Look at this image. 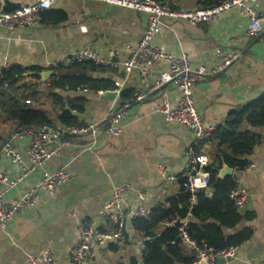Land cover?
I'll return each mask as SVG.
<instances>
[{
    "label": "crops",
    "instance_id": "crops-1",
    "mask_svg": "<svg viewBox=\"0 0 264 264\" xmlns=\"http://www.w3.org/2000/svg\"><path fill=\"white\" fill-rule=\"evenodd\" d=\"M208 1L164 0L163 3L174 11H193L205 8ZM29 3V0H0V8L12 10ZM246 5L264 13V0H247ZM53 12L63 13L65 20L49 21ZM147 24L148 16L142 13L93 0H59L53 8L36 16L27 29H0V70L17 67L25 71L14 84L0 86V173H7L9 179L22 177L24 169L30 166L26 158L30 138L16 136L11 140L22 130L7 118L13 104L40 107L53 125L55 117L61 114L53 106L56 94L63 101L72 97L84 100L83 113L77 116L79 121L91 119L103 123L109 110L126 107L121 120L124 128L118 137L100 135L89 150H85L89 140H71L69 146L4 195V203L13 204L38 183L42 173L67 166L69 182L66 185L54 194L42 193L33 207L17 213L0 231V264H28V256L45 254L50 256V264H68L79 222L114 235L116 229L102 215V209L117 186L130 184L144 191V205L150 211L166 207L167 201L179 194V184L165 182L157 167L163 166L169 175L179 176L189 164L187 149L191 139L186 129L167 123L158 113L164 100L170 106L176 105L180 92L174 85H167L142 102L132 98L134 93L152 88L160 73L167 70V62L151 67L145 77L137 71L127 73L121 68L90 74L101 82L99 85L108 83L111 88L107 90H118V94H99L105 90L87 88L67 92L54 88L51 83L54 76L85 75L86 72L79 70L57 69L83 50L90 49L105 61L123 63ZM247 26V16L231 8L209 23L193 26L164 18L153 38V44L164 54L186 56L191 68L214 69L218 48L238 55L226 71L192 88L193 106L203 125L212 130L202 143L201 151L207 155L209 168L215 172L225 165L221 154L225 149L217 147L212 135L224 128L232 113L241 111L264 94V32L257 37L248 36ZM53 63L58 66L51 68ZM243 130L256 134L259 144L246 157L247 165L243 170L228 168L236 174L232 177L248 199L244 208L247 211L243 213L248 217L235 232L250 230L251 238L237 247L233 259L225 264H264V127L252 129L245 125ZM9 141L15 153L24 157L22 163H12L1 154L2 145ZM210 192L212 194V188ZM139 205L134 194L125 197L123 207L126 209L134 210ZM132 220L131 217L124 220L119 237L95 247L88 264H142L146 239L133 230ZM186 221L188 223V219ZM176 222L177 219L163 222L152 232L159 235ZM180 249L184 257L193 259L191 264H199L192 247L182 240Z\"/></svg>",
    "mask_w": 264,
    "mask_h": 264
},
{
    "label": "built area",
    "instance_id": "built-area-1",
    "mask_svg": "<svg viewBox=\"0 0 264 264\" xmlns=\"http://www.w3.org/2000/svg\"><path fill=\"white\" fill-rule=\"evenodd\" d=\"M30 3L21 5L13 11H4L0 8V29L7 31L23 30L32 26L36 16L40 13L53 8L59 0H29ZM103 4L142 13L148 16L146 29L140 35L135 47L129 50V57L123 63L102 60L92 50H83L69 57L65 66H71L75 63H92L98 67L107 70H116L121 68L125 72L137 71L142 77L149 74L151 67L157 66L160 62H167L168 68L160 73L151 89L134 93L132 98L135 102L144 101L154 91L163 89L167 85H174L180 92V98L176 105L170 106L164 100L158 109L164 120L170 124H177L186 129L191 141L187 149L189 158L188 167L179 176H171L166 168L158 166L161 177L167 183H177L180 189L189 194L191 205L196 203V195L199 192L206 197H211L209 183L208 157L201 151L202 143L209 137L211 129L206 128L195 110L192 101V88L195 84L206 80L208 77H214L228 68L237 60V54L221 48L216 49L217 65L214 69L207 70L204 67L191 68L186 56L172 57L164 54L154 44L153 38L158 33L162 19H172L183 21L189 25L206 24L223 12L237 8L248 18L246 34L257 37L264 32V13L250 8L246 5L247 0H222L217 5L210 8H199L193 11H174L166 4L155 0H93ZM58 65L53 63L51 68ZM114 93L118 90H105L99 94ZM125 106L118 107L115 110H109L106 118L101 122H95L91 119L78 121L75 125H69L60 129L35 126L22 129L16 136H28L29 145L26 150V158L30 166L24 169L22 177L9 179L7 173H0V231L4 230L13 217L24 209L35 205L42 193L54 194L69 182L67 166H61L52 173L44 172L41 174L38 183L21 196L13 204H6L3 197L6 193L14 189L17 184L33 172L37 167H41L54 154L62 148L69 146L71 140H89L85 150H89L95 140L103 134L111 137H118L124 126L121 123L125 116ZM11 141L6 142L1 147V154L6 156L12 163H22L24 157L15 153ZM83 146L80 147L82 150ZM134 194L140 205L134 210H128L123 207L125 197ZM229 198L233 202L237 211H242L247 205L246 193L239 188L236 181V188L230 193ZM146 193L130 184H123L115 187L111 192V198L103 206L102 215L109 220L116 229V233H102L87 223L78 224L77 238L75 245L69 252L68 264H88L92 250L106 242H110L120 236L123 229L124 220L127 217L149 219L150 210L145 207ZM180 225L179 231L184 243L192 247L196 262L199 264H218L219 260L224 264L233 259L236 248H230L226 251L214 252L212 248L206 246H196L194 242L188 239L186 234V219L177 221ZM28 264H50L49 255L28 256Z\"/></svg>",
    "mask_w": 264,
    "mask_h": 264
},
{
    "label": "trees",
    "instance_id": "trees-1",
    "mask_svg": "<svg viewBox=\"0 0 264 264\" xmlns=\"http://www.w3.org/2000/svg\"><path fill=\"white\" fill-rule=\"evenodd\" d=\"M155 1L163 3L164 0ZM220 1L222 0H209L205 8L213 7ZM50 15L51 22L59 23L65 20V15L61 12H53ZM57 69L86 72L85 75L51 77L53 87L58 90L76 92L79 88H87L91 91L111 88L108 83L99 85L100 81L90 77V74L105 70L92 63H75L71 66H59ZM24 72L17 67L0 70V86L14 84ZM84 103V100L78 97L63 101L60 95H53V106L61 112L55 117L54 125L61 128L75 125L79 121L77 116L83 113ZM7 118L16 123L20 129L35 126L56 128L40 107L34 108L16 103L7 112ZM230 118L231 120L224 128L219 132L216 131L212 136L217 147L225 149V153L221 151L224 164L231 169L243 170L247 165L246 157L259 144V137L252 132L244 131L243 127L245 125L252 129L264 127V94L241 111L232 113ZM207 171L212 188L211 197H206L199 192L196 195V203L191 205L189 194L180 189L176 197L167 201L166 207L160 206L151 210L148 220L134 218L131 221L133 230L146 239L142 250V264H191L193 262V259L184 257L181 252L182 239L178 223H175L173 227L164 228L159 235L153 234L152 231L163 222L188 219L186 226L188 239L196 246L212 248L216 253L237 248L251 238L250 230L235 232L240 222L248 217L241 211H237L229 198L230 193L236 188V180L233 177L218 179L214 170L208 168Z\"/></svg>",
    "mask_w": 264,
    "mask_h": 264
},
{
    "label": "water",
    "instance_id": "water-1",
    "mask_svg": "<svg viewBox=\"0 0 264 264\" xmlns=\"http://www.w3.org/2000/svg\"><path fill=\"white\" fill-rule=\"evenodd\" d=\"M44 77H45V76H44ZM45 78H46V77H45ZM216 174H217V178H218V179H224V178H226V177L236 176V174L233 175L232 170L229 169V168H228L227 166H225V165H222L221 169H219V170L216 172ZM246 211H247V209H244V210H242L241 212H242V213H245ZM180 237H181V235H180ZM217 263H218V264H224V261L219 260Z\"/></svg>",
    "mask_w": 264,
    "mask_h": 264
}]
</instances>
